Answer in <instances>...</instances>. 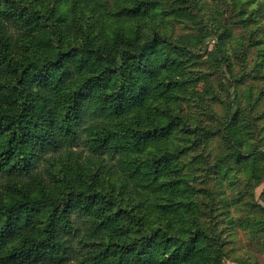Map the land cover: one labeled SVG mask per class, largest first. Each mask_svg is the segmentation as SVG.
<instances>
[{"label": "trees", "instance_id": "16d2710c", "mask_svg": "<svg viewBox=\"0 0 264 264\" xmlns=\"http://www.w3.org/2000/svg\"><path fill=\"white\" fill-rule=\"evenodd\" d=\"M156 2L0 0V264H222L171 139L198 51Z\"/></svg>", "mask_w": 264, "mask_h": 264}, {"label": "rangeland", "instance_id": "374dc122", "mask_svg": "<svg viewBox=\"0 0 264 264\" xmlns=\"http://www.w3.org/2000/svg\"><path fill=\"white\" fill-rule=\"evenodd\" d=\"M156 5L159 31L198 51L185 63L171 138L189 216L222 242V264H264V0Z\"/></svg>", "mask_w": 264, "mask_h": 264}]
</instances>
